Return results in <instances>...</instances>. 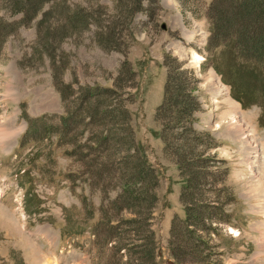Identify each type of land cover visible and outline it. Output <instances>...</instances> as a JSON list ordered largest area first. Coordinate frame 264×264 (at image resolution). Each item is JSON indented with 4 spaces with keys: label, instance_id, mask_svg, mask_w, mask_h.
I'll return each mask as SVG.
<instances>
[{
    "label": "rangeland",
    "instance_id": "obj_1",
    "mask_svg": "<svg viewBox=\"0 0 264 264\" xmlns=\"http://www.w3.org/2000/svg\"><path fill=\"white\" fill-rule=\"evenodd\" d=\"M212 1L0 0V264H201L180 241L182 175L156 119L169 71L197 103L191 127L216 145L193 216L230 214L229 224L211 213V224L199 217L204 230L188 228L193 238L217 229L208 240L216 264H264V70L213 33ZM235 9L221 25L255 27ZM52 60L75 88L71 100L80 87L120 88L129 115L104 117L97 146L98 127L61 126ZM124 62L130 70L119 72ZM141 156L156 184L127 194L122 183ZM108 218L124 219L99 232Z\"/></svg>",
    "mask_w": 264,
    "mask_h": 264
},
{
    "label": "trees",
    "instance_id": "obj_2",
    "mask_svg": "<svg viewBox=\"0 0 264 264\" xmlns=\"http://www.w3.org/2000/svg\"><path fill=\"white\" fill-rule=\"evenodd\" d=\"M224 4V0H213L209 6L208 19L211 21L213 33H215L217 37L219 36L225 39L233 38L236 48V54L234 55L238 58L241 57L253 60L257 64L254 66L264 70V0H237L235 6L231 5L229 7H224ZM229 8H236L235 10L241 13L243 24H245V19H252L255 27H251V30L247 31L240 27L221 25V19L223 18L222 13ZM2 43L3 41L1 39L0 45ZM50 66L53 72V86L60 95L65 112L64 115L59 117V122L68 132L75 126H91L92 129L98 127V130H94L95 136L97 137V146V142L99 144L98 139L102 136L100 135V131L101 122L104 121V117H112V110L117 114H124V117L125 115H129V111L123 102L126 100L123 98L121 101L117 99L121 98L119 96V94H121L120 88L99 86L80 87L78 93H76V97L71 100V93L75 92V88L62 81L61 74L63 73L64 66L60 65L57 60H52ZM124 68L130 70L127 66V62L122 64L119 72ZM175 70L178 72L177 68H175ZM172 79L173 77L170 71L167 72L163 102L157 109L156 119L161 122V133L164 143L170 147L171 150H175L176 165L179 173L182 175L183 188L181 191V200L185 207L186 216L181 221L185 233H182V239L180 241L191 243L188 248V253L189 255H193L201 264H216V262H212V247L208 244V240L211 234H218V232H216L217 229L213 228L212 230V228L207 226L205 227L206 237L203 238L202 235H197L196 238H193L195 231L189 230L188 228V226L194 225V229H198L199 227L201 231L204 230L201 226L204 218L200 219L199 217H205L206 215L208 220L210 219L211 224V213L215 216L214 220L217 218L219 223H230V219L228 218L230 214L225 213V209L217 208L215 212L205 211L199 213L198 216H193V210L194 212H197V210L191 209L192 203L194 205L193 208L196 206L203 207V201L195 197L202 198L205 193H207L205 190L209 183L208 176L211 174L209 164L213 163L211 160H214L208 152L216 145L213 138L208 133L196 132L194 128L191 127L194 113L197 110V103L193 99L194 97L191 98L190 92L184 93L179 89H175V85L171 84ZM185 81L192 82L194 80L186 76ZM187 91H189V89ZM97 115L102 116V120ZM70 120H73L71 124H69ZM104 137H108V135ZM173 143L176 145L175 147ZM129 172L132 173L131 177L129 179L124 178L122 183V189L127 192V194L139 193V191L140 193L147 192L148 189H151L150 184H156V174V178L151 183L149 182V177L153 178L151 174L152 171L142 156L141 160L137 162V165L131 168ZM140 193L137 196H139ZM220 194H224V196L228 195L230 203L234 201V196L229 192L227 187L223 186L222 190H220ZM187 199H191L193 202H188ZM133 213L136 215L134 211ZM222 216H225L226 219H223ZM197 218L199 220H195ZM121 220L108 218L103 220L105 224H98L97 229L99 232L103 233L102 230L104 227L106 229H104L105 234L110 233L107 232L108 229L111 231L117 230L120 223L122 224ZM138 220L137 218L127 217L123 221H125V223L137 224L139 223ZM176 221H173L171 230L172 243L174 244L173 230H175ZM188 232H192V239H189L186 235ZM177 244L180 245L179 242H177Z\"/></svg>",
    "mask_w": 264,
    "mask_h": 264
},
{
    "label": "bare ground",
    "instance_id": "obj_3",
    "mask_svg": "<svg viewBox=\"0 0 264 264\" xmlns=\"http://www.w3.org/2000/svg\"><path fill=\"white\" fill-rule=\"evenodd\" d=\"M194 60H195V63L196 62H199L201 59H200V57L199 56H197V55H194V58H193ZM197 64V63H196ZM235 121V120H234Z\"/></svg>",
    "mask_w": 264,
    "mask_h": 264
}]
</instances>
